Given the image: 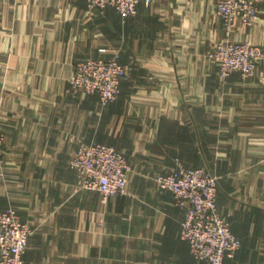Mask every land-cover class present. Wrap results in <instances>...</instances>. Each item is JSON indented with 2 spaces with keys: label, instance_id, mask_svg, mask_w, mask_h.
<instances>
[{
  "label": "crops",
  "instance_id": "0c3cea01",
  "mask_svg": "<svg viewBox=\"0 0 264 264\" xmlns=\"http://www.w3.org/2000/svg\"><path fill=\"white\" fill-rule=\"evenodd\" d=\"M241 41L264 50V4L256 24L228 32L215 0L142 2L126 20L88 0H0V211L33 228L23 264H211L156 180L178 161L219 178V212L242 242L224 264H264V58L254 77L225 80L209 58ZM115 53L131 77L102 107L70 80L80 60ZM83 143L127 156V194L82 187L70 161Z\"/></svg>",
  "mask_w": 264,
  "mask_h": 264
},
{
  "label": "built area",
  "instance_id": "2783aa9c",
  "mask_svg": "<svg viewBox=\"0 0 264 264\" xmlns=\"http://www.w3.org/2000/svg\"><path fill=\"white\" fill-rule=\"evenodd\" d=\"M165 1V0H161ZM153 0H88L90 11L113 6L126 20L138 14V6ZM216 16L228 32L239 24L254 25L260 17L264 0H215ZM218 66L222 79L239 72L243 79L256 75L264 58L261 46L249 41L218 42L209 53ZM132 65H124L119 55L110 59L87 58L75 65L70 80L76 91L96 94L102 107L116 101L121 84L128 79ZM6 139L0 126V160L4 156ZM167 174L156 177L159 187L173 193L177 203L187 209L181 237L190 244L191 252L199 261L224 264L234 258L242 246L225 218L218 210L219 178L209 169L188 168L180 161ZM82 180V187L100 192L103 200L128 193L131 165L127 156L105 143L81 144L70 161ZM33 234L31 224L22 221L15 208L0 211V264H23V256Z\"/></svg>",
  "mask_w": 264,
  "mask_h": 264
},
{
  "label": "rangeland",
  "instance_id": "374dc122",
  "mask_svg": "<svg viewBox=\"0 0 264 264\" xmlns=\"http://www.w3.org/2000/svg\"><path fill=\"white\" fill-rule=\"evenodd\" d=\"M116 55H119V61H120V54H119V53H115L114 56H116ZM114 56H113V57H114ZM213 63H214V62H213ZM122 64H123V63H122ZM127 64H128V65H132L131 63H127ZM124 65H126V64H124ZM131 71H132V70H131ZM130 77H131V73H130V76H129L128 79H130ZM128 79H126V80H128ZM120 94H121V91H120V93H119V95H118V98H119ZM118 98H117V99H118ZM117 99H116V100H117ZM207 169H208V168H207ZM209 170L212 172L211 169H209ZM212 173H213V172H212ZM213 174H214V173H213ZM217 177H218V176H217ZM218 210H219V209H218Z\"/></svg>",
  "mask_w": 264,
  "mask_h": 264
}]
</instances>
